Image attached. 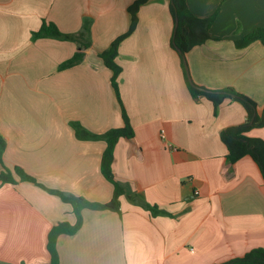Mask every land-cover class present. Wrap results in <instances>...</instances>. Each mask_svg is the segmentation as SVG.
Listing matches in <instances>:
<instances>
[{
    "label": "crops",
    "instance_id": "obj_1",
    "mask_svg": "<svg viewBox=\"0 0 264 264\" xmlns=\"http://www.w3.org/2000/svg\"><path fill=\"white\" fill-rule=\"evenodd\" d=\"M136 1L0 0L3 163L49 189L109 203L114 185L101 171L107 143L79 140L71 123L104 134L124 127V108L135 137L114 152L113 172L126 191L121 214L84 210L79 232L59 237V264H224L264 249L263 175L250 156L229 163L222 139L247 112L232 99L215 106L191 95L173 48L171 0L143 4L119 47L120 103L100 54L129 32ZM186 1L198 18L218 11L213 40L186 55L192 81L209 91L234 88L261 114L264 46L238 49L234 41L264 27V0ZM85 19L92 22L85 59L61 70L77 43L34 33L44 21L79 33ZM246 135L264 140V127ZM76 221L70 204L32 183L0 186V264H49L50 231Z\"/></svg>",
    "mask_w": 264,
    "mask_h": 264
},
{
    "label": "trees",
    "instance_id": "obj_2",
    "mask_svg": "<svg viewBox=\"0 0 264 264\" xmlns=\"http://www.w3.org/2000/svg\"><path fill=\"white\" fill-rule=\"evenodd\" d=\"M150 0H137L129 7L132 23L127 34L118 37L112 42L111 46L100 54L105 66L112 71L111 83L120 100L119 93V78L122 73L121 66L117 63L119 55V47L122 41L131 35L138 23V12L141 6ZM171 13L176 21L179 20V25L174 33L173 48L179 52L183 68L185 71V79L191 95L198 99L206 97L214 103L215 106L220 105L226 99H232L241 103L247 112V121L240 126L232 127L222 133V139L228 148L227 160L231 164H235L240 159L250 156L259 166L264 179V140L249 138L246 134L254 128L264 127V109L261 114L258 113V104L250 97L237 92L234 88H225L220 91H201L194 88L188 78L183 56L196 46L205 44L209 40H213L210 33L217 17L218 11L208 18L196 17L187 5L186 0H171ZM92 22L84 21L82 30L75 34L63 33L56 24L44 21L40 30L34 33V39L51 38L61 41H73L78 45L77 53L63 65L61 70L71 68L84 61L85 51L91 46L90 28ZM238 49H246L255 43H261L264 46V27L257 28L252 32L244 35L242 38L234 41ZM202 88V87H201ZM204 89V88H203ZM209 91V90H208ZM124 127L112 129L104 134H93L85 130L79 123H71L76 136L79 140L84 141H105L107 149L102 158L101 171L103 176L114 185L113 199L109 203L90 202L83 197H76L66 193L52 190L40 184L34 177L27 174L22 168H8L3 163V155L6 149V142L0 138V162L2 171L0 172V186L11 184L16 185L18 182H29L37 187L45 190L51 195L59 197L65 203L72 206L76 215L77 221L74 225L63 222L55 227L49 233L47 249L50 253L51 260L49 264H59L58 240L62 235L73 236L79 232L83 225V211L86 209L93 211H112L121 214V198L126 195L125 189L116 180L113 172L114 152L118 142L122 139H133L135 132L131 126L129 117L123 108ZM151 211L153 215H158L157 207L150 205L144 206ZM224 264H264V249L258 248L250 251L244 257L232 260Z\"/></svg>",
    "mask_w": 264,
    "mask_h": 264
},
{
    "label": "water",
    "instance_id": "obj_3",
    "mask_svg": "<svg viewBox=\"0 0 264 264\" xmlns=\"http://www.w3.org/2000/svg\"><path fill=\"white\" fill-rule=\"evenodd\" d=\"M178 25H179V20H178V18H176V21H175V32H176V30H177V28H178ZM183 61H184L185 68H186V71H187V75H188V78H189V81H190L191 85H192L194 88L198 89V90L206 91V92H210V91H208V90H206V89H203V88H201V87H199V86H197V85L194 84V82H193L192 79H191V75H190L189 67H188V64H187V59H186L185 56H183Z\"/></svg>",
    "mask_w": 264,
    "mask_h": 264
},
{
    "label": "rangeland",
    "instance_id": "obj_4",
    "mask_svg": "<svg viewBox=\"0 0 264 264\" xmlns=\"http://www.w3.org/2000/svg\"><path fill=\"white\" fill-rule=\"evenodd\" d=\"M205 89V88H204Z\"/></svg>",
    "mask_w": 264,
    "mask_h": 264
}]
</instances>
